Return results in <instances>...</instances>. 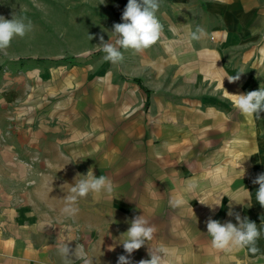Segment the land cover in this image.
Wrapping results in <instances>:
<instances>
[{"label":"crops","instance_id":"obj_1","mask_svg":"<svg viewBox=\"0 0 264 264\" xmlns=\"http://www.w3.org/2000/svg\"><path fill=\"white\" fill-rule=\"evenodd\" d=\"M127 3L107 0L109 14L122 16ZM156 16L162 26L158 41L141 53L128 49L125 61L128 77L141 79L156 95L155 117L130 96L116 103L115 90L101 85L93 86L97 103L83 112L82 91L64 88V139L38 138L40 131L28 129L30 137L21 133V119L10 120L19 94L0 88V264H63L56 249L60 235L71 239L72 249L81 245L94 264H117L127 255L119 242L130 227L126 221L140 215L156 231L150 245L131 254L132 264L150 259L149 246L166 248L169 264H244L264 254L260 239L256 253L215 250L206 227L209 217L236 224L228 215L230 199L238 202H231V210L244 218L242 208L258 190L249 184L257 168L246 172L245 160L262 156L264 113L241 115L227 91L264 88L261 69L253 65L246 72L253 58L260 66L257 58L264 55V0H159ZM198 26L203 34L193 40ZM239 72L238 81L225 77ZM46 83L50 98L53 87ZM135 93L148 99L139 85ZM102 106L108 113L103 129ZM89 169L107 176L114 191L90 193L79 199L78 213L66 217L62 198ZM190 181L197 183L192 193L185 191ZM171 198L184 203L171 207ZM199 199L221 203L213 212Z\"/></svg>","mask_w":264,"mask_h":264},{"label":"rangeland","instance_id":"obj_2","mask_svg":"<svg viewBox=\"0 0 264 264\" xmlns=\"http://www.w3.org/2000/svg\"><path fill=\"white\" fill-rule=\"evenodd\" d=\"M13 13L26 17L34 26L33 31L25 37H15L12 40L6 50L7 54L0 52V88L13 87L19 94V99L13 105L14 110H9V115L10 120H22V134L32 137L28 133L30 129L32 132L40 131L38 138L51 137L56 138L58 142L64 139L67 127L61 125L64 116L60 109V100L65 97L64 88H68L69 92H72L73 88L82 91V96H79V108L83 112L90 104L97 103L98 94L93 90V86L101 85L115 90L116 103H123L126 101L124 97L130 96L134 101L138 100L144 104V112L146 108L149 116L155 117L156 95H149L150 91L145 89L141 79L132 80L126 74L125 61L131 53L121 49L124 59L113 65L102 59L104 53L97 51L99 36L103 35L105 41L112 36V20L123 22L121 15L109 14L107 0H0V16L12 19ZM259 58L257 59L261 61L260 66L254 64L253 58L251 63L246 65V72L254 70L253 65L261 69L263 78L260 82L264 86V55L259 54ZM46 82L53 87L50 90V98L46 95ZM138 85L148 93V99L145 94L141 98L135 93ZM48 100L52 105L47 103ZM88 113L92 118V111ZM101 113L99 120L101 118L100 128L103 129V121L107 120L108 116L105 106L101 107ZM94 118L96 125L98 116L95 114ZM45 127H53L55 131L47 130L44 133ZM260 139L264 144V133ZM41 143H38V148L44 149L45 145ZM261 147L264 148V145ZM263 152L264 150L257 160H245L246 172L251 171L253 166L258 171L256 175L250 174L249 184H253L252 181L258 174L264 173ZM256 191L253 194L254 200L242 210L244 217L261 228L260 241L264 244V207L256 201ZM256 257L253 261L245 258L243 263L264 264V254ZM238 261L242 259L239 258Z\"/></svg>","mask_w":264,"mask_h":264},{"label":"clouds","instance_id":"obj_3","mask_svg":"<svg viewBox=\"0 0 264 264\" xmlns=\"http://www.w3.org/2000/svg\"><path fill=\"white\" fill-rule=\"evenodd\" d=\"M158 9L159 0H128L121 16L123 22L113 25L112 36L109 37V40L105 41L103 35L99 36L97 51L104 53L102 59L115 65L124 59L121 49H132L136 53H141L154 45L160 37L162 27L156 16ZM33 27L32 22L20 14L13 13L12 19L0 16V52L7 54L6 50L10 47L12 40L15 37H25L33 31ZM201 34H203V29L198 26L194 32H191L190 36L193 40H199ZM90 38L93 37L90 36ZM241 73L243 72H239L235 76L225 77L231 83L238 81ZM227 94L231 97L234 108L241 115L259 117L261 113H264V88L260 87L259 90L249 91L246 94H230L228 91ZM82 176L83 178L79 180L75 178L74 184L62 198L64 207L61 212L66 217H74L79 211L76 206L79 199L86 198L90 193L111 194L114 191L113 182L105 175L96 177L93 171L89 169L87 174ZM252 182L259 185L256 191V201L261 207H264V173L258 174ZM196 189L197 183L190 181L185 191L192 193ZM232 201L235 200L230 199L228 215L235 217L236 224L231 221L222 224L211 217L206 220L207 235L211 237V247L222 252L247 249L251 253H256L259 251L256 244L261 237V228H258L255 222H250L247 217L241 218L239 213H234L231 210ZM199 202L207 205L213 212L215 211L213 206H219L221 203V201L209 203L205 199H199ZM183 203L184 201L180 198L169 200L171 207H177ZM126 222L130 224V227L121 234L119 242L127 255H120L117 264H132L131 254L144 246L146 242L149 244L156 231L143 215L135 216ZM59 239L60 243L56 245V249L63 264H73V261L77 259L82 260V264H94L95 258L86 257L81 245L77 244L75 249H72L68 243L71 239L61 235ZM168 255L169 252L164 247L153 248L149 246L148 256L150 259H141L138 264H169Z\"/></svg>","mask_w":264,"mask_h":264},{"label":"trees","instance_id":"obj_4","mask_svg":"<svg viewBox=\"0 0 264 264\" xmlns=\"http://www.w3.org/2000/svg\"><path fill=\"white\" fill-rule=\"evenodd\" d=\"M137 81H139V80H137ZM148 92V91H147Z\"/></svg>","mask_w":264,"mask_h":264}]
</instances>
